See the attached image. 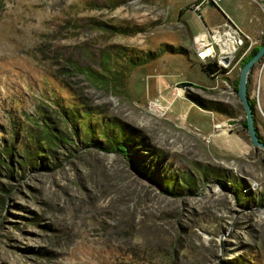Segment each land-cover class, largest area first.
<instances>
[{"label":"rangeland","instance_id":"374dc122","mask_svg":"<svg viewBox=\"0 0 264 264\" xmlns=\"http://www.w3.org/2000/svg\"><path fill=\"white\" fill-rule=\"evenodd\" d=\"M192 1L0 0V264H264V150L249 143L235 95L247 52L206 77L198 66L210 59L192 38L222 13L236 25L249 14L264 22V1L217 0L199 8L201 22ZM248 37L249 50L260 40ZM112 44L185 53L131 68L113 90L83 72L100 71L101 49ZM263 80L264 54L246 77L261 141ZM187 94L224 112L203 110ZM91 111L100 116L89 121ZM112 118L133 130L128 154L171 183L170 193L121 153L94 147Z\"/></svg>","mask_w":264,"mask_h":264},{"label":"trees","instance_id":"16d2710c","mask_svg":"<svg viewBox=\"0 0 264 264\" xmlns=\"http://www.w3.org/2000/svg\"><path fill=\"white\" fill-rule=\"evenodd\" d=\"M196 1V0H194ZM193 2V1H192ZM177 13H181V10H177ZM96 24L97 27L104 30H113L115 32H122L126 33V30L124 27H114V26H106L103 24V22L97 21L93 22ZM264 41V32L262 33L260 37V42ZM258 43V44H259ZM258 44L252 48H250L247 53L241 57L240 65L243 61H245L257 48ZM112 50L107 49H101L100 53V61H99V67L101 68L100 71H97L93 69L92 67H85L83 72L86 74L87 80L94 83H100L103 87H107L109 89L116 90L117 87H119V84L121 83V80H123V77L126 75V72L130 70L133 67L141 66L153 59H155L158 55L161 53H169V54H184L185 50L179 46H171L169 44H161L160 47L156 50H146L144 52H139L132 50L131 48H127L121 45L112 44L111 45ZM244 48V45L242 48L236 52L235 56H237L242 49ZM112 58V59H111ZM199 70L202 72L206 77H212L218 74H221L224 69H218L214 62H206V63H200L199 64ZM120 80V82H117ZM264 83V80H263ZM187 99H189L191 102L195 103L197 107L203 109V110H213L217 113H223L224 108H222L218 103L211 102L210 100H202L198 97H196L193 94H187L185 95ZM248 104L250 106L252 117H253V104L252 100L248 98ZM61 114L65 115L68 120L73 121L74 123H77L78 118L74 117L73 111H67L66 109L62 110ZM87 118L90 121L94 115L100 116V111H91L86 112ZM75 118V119H74ZM79 126L83 127V135L85 137L92 135V127L90 126L89 122H86L84 124L83 122H78ZM103 127L99 129V131L96 132V140L94 143V147L103 150V151H111V152H119L122 154V156L125 157L126 161L128 162L130 168L140 174L144 179H147L153 183L161 190L165 191L167 193H170L172 191V184H167V181L164 180L162 182L160 178H157L156 176L150 175L148 172L146 173L144 169L139 168L138 162L133 159L131 155L128 154L129 148L133 146L131 141L128 139V133H132L133 130L127 127H124L123 124H121L118 120L115 118H112L108 120L107 122L103 123ZM253 126H254V119H253ZM255 129V126H254ZM52 131V130H50ZM256 133V129H255ZM257 135V133H256ZM46 137L49 139V141H52L51 138L56 139V136L49 132L46 134ZM257 137L260 139V137L257 135ZM261 140V139H260ZM264 142V141H262ZM88 145H91V143H88ZM1 152L4 155H7V158H10V148L4 147L2 148ZM29 159V158H28ZM8 162L5 164V166H8ZM10 172V169H8ZM183 183L186 187H189L191 183V179L183 176Z\"/></svg>","mask_w":264,"mask_h":264},{"label":"built area","instance_id":"2783aa9c","mask_svg":"<svg viewBox=\"0 0 264 264\" xmlns=\"http://www.w3.org/2000/svg\"><path fill=\"white\" fill-rule=\"evenodd\" d=\"M216 1L217 0H196L191 2L190 9L199 19V8L202 5H206L207 2H210L211 6L216 8ZM202 26L204 32L207 34L205 38L206 40L201 42V38H199V41L197 38H194L195 36L192 37L196 53L201 58L210 59V62H214L218 69L220 68L225 70L234 60L236 52L243 45L245 47L243 49L242 55L247 52L251 45L248 34L242 31L238 25H236L228 16L224 15L223 13L221 14V21L219 23L209 26ZM213 29H215L214 33ZM225 33H227L228 36H226ZM262 33V30H258L253 36L251 35V37H253L252 43H255V40H260ZM228 45H231V50H229L227 53L221 51L222 48H225ZM204 50L207 52H204Z\"/></svg>","mask_w":264,"mask_h":264},{"label":"water","instance_id":"95a60500","mask_svg":"<svg viewBox=\"0 0 264 264\" xmlns=\"http://www.w3.org/2000/svg\"><path fill=\"white\" fill-rule=\"evenodd\" d=\"M206 5L210 7L211 3L207 2ZM263 54H264V41L259 43L256 50L239 66L237 73L236 89H235V95L243 110L245 132L247 134L249 143L252 146L258 147L262 150H264V142H262L255 133V129L253 126L252 112L248 104V98L246 95V77L250 72L252 65L255 62H257L262 57ZM185 84H186L185 82H180L178 85L184 86Z\"/></svg>","mask_w":264,"mask_h":264},{"label":"crops","instance_id":"0c3cea01","mask_svg":"<svg viewBox=\"0 0 264 264\" xmlns=\"http://www.w3.org/2000/svg\"><path fill=\"white\" fill-rule=\"evenodd\" d=\"M228 16H230V15L228 14ZM246 16H247V18L245 20L241 21L242 23H240V25L238 24V26L243 31H245L247 34L253 36L258 30H262L261 27L263 28L264 22H263V20H261V18L259 16H256V15L251 16L250 14H249V16L248 15H246Z\"/></svg>","mask_w":264,"mask_h":264},{"label":"bare ground","instance_id":"6f19581e","mask_svg":"<svg viewBox=\"0 0 264 264\" xmlns=\"http://www.w3.org/2000/svg\"><path fill=\"white\" fill-rule=\"evenodd\" d=\"M214 32H215V29H213V33H214ZM225 35L228 36L227 33H225ZM206 36H207V34H206L205 32L202 33V34H199V33H198L197 36H195V38H197V40H199V41H200L199 38H201V39H202L201 42H204L203 40H206V39H205ZM213 36H214V34H213ZM230 46H231V45H228V46H226L225 48H222L221 51L227 53L229 50L232 49V47H230ZM204 52H207V51L204 50Z\"/></svg>","mask_w":264,"mask_h":264}]
</instances>
